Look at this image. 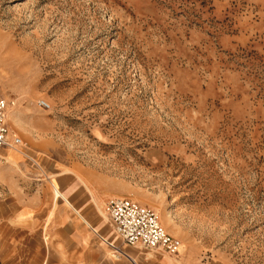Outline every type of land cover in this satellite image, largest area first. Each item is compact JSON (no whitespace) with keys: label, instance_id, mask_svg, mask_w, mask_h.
<instances>
[{"label":"rangeland","instance_id":"374dc122","mask_svg":"<svg viewBox=\"0 0 264 264\" xmlns=\"http://www.w3.org/2000/svg\"><path fill=\"white\" fill-rule=\"evenodd\" d=\"M0 97L20 184L76 164L152 209L176 264H264V0H0Z\"/></svg>","mask_w":264,"mask_h":264},{"label":"crops","instance_id":"0c3cea01","mask_svg":"<svg viewBox=\"0 0 264 264\" xmlns=\"http://www.w3.org/2000/svg\"><path fill=\"white\" fill-rule=\"evenodd\" d=\"M10 150L0 148L2 263L27 262L24 255L33 253L39 243L46 252L48 249V258L59 263L176 264L174 258L161 251L149 256L124 252L117 245L107 217L103 218L94 201V198L96 201L100 199L105 204L108 199L97 192L95 196L90 194L76 164L53 166L51 162L42 161L40 170L46 174L48 182L32 191L33 183L20 184L17 181L33 172L26 166L25 150ZM107 243L118 246L121 254H114ZM108 251L112 253L111 257Z\"/></svg>","mask_w":264,"mask_h":264},{"label":"built area","instance_id":"2783aa9c","mask_svg":"<svg viewBox=\"0 0 264 264\" xmlns=\"http://www.w3.org/2000/svg\"><path fill=\"white\" fill-rule=\"evenodd\" d=\"M37 106L45 110L48 105L39 100ZM6 102L0 97V148L15 149L21 140L10 137L5 123ZM109 224L124 245L149 252L161 251L175 256L180 248L178 240L161 226L157 214L130 198L112 197L104 205ZM113 253L121 254L118 246L107 243Z\"/></svg>","mask_w":264,"mask_h":264},{"label":"bare ground","instance_id":"6f19581e","mask_svg":"<svg viewBox=\"0 0 264 264\" xmlns=\"http://www.w3.org/2000/svg\"><path fill=\"white\" fill-rule=\"evenodd\" d=\"M11 150H17V148H15V149H11ZM105 205V204H104Z\"/></svg>","mask_w":264,"mask_h":264}]
</instances>
